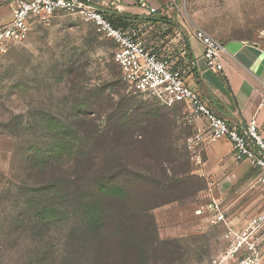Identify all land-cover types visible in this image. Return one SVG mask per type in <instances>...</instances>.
<instances>
[{
    "label": "rangeland",
    "instance_id": "374dc122",
    "mask_svg": "<svg viewBox=\"0 0 264 264\" xmlns=\"http://www.w3.org/2000/svg\"><path fill=\"white\" fill-rule=\"evenodd\" d=\"M175 13L186 26L194 25L220 42L241 37L264 45V0H179ZM131 28L143 38L138 24ZM114 52L115 44L101 36L92 24L77 15L62 14L36 22L0 64V227L11 223L18 211L15 203L18 201L21 205L24 201L18 196L19 177H16L20 171L17 170L27 164L26 154L31 152L34 138L52 131L55 125L72 126L70 119L74 116L68 118L72 114H78L81 120L85 117V124H93L101 131L106 125L105 116L91 114L89 108L77 103V98L83 100L88 93L93 100L94 92L104 88L101 105L107 108L118 102L110 88L116 86L120 88L119 95H128L113 59ZM134 105L145 111H158L164 114V119L168 115L173 125L177 117L173 134L179 136V140L175 143L173 135L172 141L177 150L168 159H174V167L181 169L188 155L189 166L198 176L195 171L199 166L191 160L197 150L187 148V138L192 134L181 119L183 110L164 108L149 97H137ZM135 107H131L130 112ZM120 135L118 143L122 144L125 140ZM37 146L39 148L41 143ZM200 179L199 184L186 180L171 188L173 196L180 200L152 211L160 242L157 250L142 252L137 244L128 246L125 251L128 264H211L225 249L226 225H210L206 214L199 210L210 199H218L214 191H210L212 186ZM126 187L134 188L129 184ZM108 199L111 204L117 202L113 195ZM245 201L246 198H242L241 204ZM117 206L130 208L122 202ZM236 209L232 206L227 210V225L241 226L247 218L256 215L240 214ZM113 230L114 227L103 228L101 238H111L115 234ZM53 239L60 242L58 235Z\"/></svg>",
    "mask_w": 264,
    "mask_h": 264
},
{
    "label": "trees",
    "instance_id": "16d2710c",
    "mask_svg": "<svg viewBox=\"0 0 264 264\" xmlns=\"http://www.w3.org/2000/svg\"><path fill=\"white\" fill-rule=\"evenodd\" d=\"M107 18L114 26L130 27L126 16L108 12ZM103 89L94 92L93 100L86 93L77 103L105 116L104 131L72 114V126L55 125L34 138L27 164L17 170L18 196L24 201L15 203L18 211L11 223L0 227V264H128V246L157 250L152 211L180 200L171 188L201 181L188 155L181 169L168 159L177 150L172 146L175 119L173 125L168 115L164 119L158 111L135 107L139 96H121L116 86L110 89L118 102L104 108ZM118 134L124 137L122 144ZM110 195L130 208L111 204ZM112 225L114 236L101 238L103 228ZM57 235L59 243L53 239Z\"/></svg>",
    "mask_w": 264,
    "mask_h": 264
},
{
    "label": "built area",
    "instance_id": "2783aa9c",
    "mask_svg": "<svg viewBox=\"0 0 264 264\" xmlns=\"http://www.w3.org/2000/svg\"><path fill=\"white\" fill-rule=\"evenodd\" d=\"M110 2L109 7L105 4ZM138 7L148 15L157 14L145 0H137ZM167 10H178L170 3ZM119 11L118 0H18L11 19L0 27V64L10 50L30 32L33 25L62 14L77 15L94 26L103 37L115 44L114 62L119 68L128 92L142 98H151L167 108L184 105L183 124L192 126L205 123V132L187 138V148L197 150L191 155L196 166H201L204 145L226 139L236 163L250 162L258 170V182L264 184V138L254 121L243 128H235L222 117L215 115L207 103L187 84L189 74L178 57H174L170 42L156 40L146 44L131 27L114 26L107 14ZM181 32V31H180ZM180 32H176L180 36ZM189 36L203 48V59L208 70L219 73L225 48L222 42L199 28H189ZM185 55V50L181 56ZM260 104H264V84ZM210 225H226L225 249L211 264H264V248L260 232L264 227V210L252 218L246 227L236 229L226 223V211L218 199L200 206Z\"/></svg>",
    "mask_w": 264,
    "mask_h": 264
},
{
    "label": "crops",
    "instance_id": "0c3cea01",
    "mask_svg": "<svg viewBox=\"0 0 264 264\" xmlns=\"http://www.w3.org/2000/svg\"><path fill=\"white\" fill-rule=\"evenodd\" d=\"M16 1L18 0H0V27L11 19ZM145 1L150 7L157 9V14L148 15L142 11L137 0H118L119 11L116 14L126 16L130 27L138 24L146 44L156 40L170 42L169 47L172 48L174 57H178L189 74V88L202 97L215 115L238 129L254 121L264 138V104H260L264 84V45L251 38L225 39L222 41L225 48L221 60L222 69L219 73L212 72L206 67L202 46L189 36V28L194 25L186 26L176 16L175 12L178 10L166 9L172 2L179 8V0ZM108 5L110 2L105 4L106 7ZM159 18L165 21H153ZM175 27L182 32L180 36L176 34ZM184 50L188 57L181 56ZM174 107L181 111L186 109L184 105ZM176 118L174 117L175 120ZM188 127L192 136L205 132L203 121ZM195 173L208 186H212L210 191H214L226 213L232 206L240 214L248 212L258 215L264 210V184L258 182V170L248 161L234 162L230 143L226 139L204 145L202 163ZM242 198H246L244 204H241ZM256 215L247 218L241 226L231 225L236 229H243ZM260 235L264 248V227Z\"/></svg>",
    "mask_w": 264,
    "mask_h": 264
}]
</instances>
